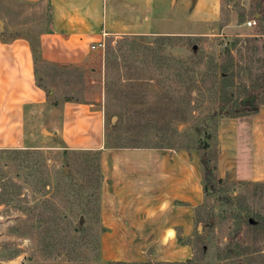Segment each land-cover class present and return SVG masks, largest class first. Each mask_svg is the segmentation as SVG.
<instances>
[{
  "label": "rangeland",
  "instance_id": "374dc122",
  "mask_svg": "<svg viewBox=\"0 0 264 264\" xmlns=\"http://www.w3.org/2000/svg\"><path fill=\"white\" fill-rule=\"evenodd\" d=\"M132 1L124 5L142 8L151 32L106 37L97 81L78 72L73 82L103 111V150L191 155L201 196L175 203L191 210L189 233L133 238L109 223L107 151L66 148L36 126L15 148L23 153L0 151V264H225L229 254L237 264L244 251L264 264V181L250 175V128L264 111V0Z\"/></svg>",
  "mask_w": 264,
  "mask_h": 264
},
{
  "label": "crops",
  "instance_id": "0c3cea01",
  "mask_svg": "<svg viewBox=\"0 0 264 264\" xmlns=\"http://www.w3.org/2000/svg\"><path fill=\"white\" fill-rule=\"evenodd\" d=\"M151 26L142 8L129 9L124 0H0V149L25 147L33 141L31 128L41 126V133L57 136L66 148L105 151L103 111L96 100L77 97L73 80L85 72L89 84L97 81V44L106 37L146 35ZM254 117L250 175L264 181V111ZM106 151L108 222L133 238L173 240L177 226L187 235L191 210L175 203L193 204L201 196L191 155Z\"/></svg>",
  "mask_w": 264,
  "mask_h": 264
},
{
  "label": "trees",
  "instance_id": "16d2710c",
  "mask_svg": "<svg viewBox=\"0 0 264 264\" xmlns=\"http://www.w3.org/2000/svg\"><path fill=\"white\" fill-rule=\"evenodd\" d=\"M258 4H259L258 13L260 14V18H264V7H262L260 3H258ZM0 151L3 153H11V152L23 153V152H21V150H17V149H2ZM25 153H27V152H25ZM202 164L204 165L203 161H202ZM207 181L208 182L205 184V190H208V188L206 189V185H208V183L210 182L209 178H207ZM205 182H206V180H205ZM1 183L3 185V182H1ZM235 209H237V208L235 207ZM254 215H255V213H254ZM258 219H260V216L258 217ZM262 219H263L262 224H264V218H262ZM249 220H251V219H249ZM249 220H248V222H250ZM203 255H207V251L204 252ZM235 257H236V254H235ZM232 259H233V255L229 254L225 259H223V261L225 264H231ZM252 259H254L253 255L244 251L239 255L238 259L236 258V263L237 264H252V262H251ZM106 264H160V263H152V262H109ZM165 264H202V263H201V259L197 258V259H188L184 262H168Z\"/></svg>",
  "mask_w": 264,
  "mask_h": 264
},
{
  "label": "built area",
  "instance_id": "2783aa9c",
  "mask_svg": "<svg viewBox=\"0 0 264 264\" xmlns=\"http://www.w3.org/2000/svg\"><path fill=\"white\" fill-rule=\"evenodd\" d=\"M247 25H248V26L255 25V21H254V20L248 21V22H247ZM97 46H98L99 48L103 49V48H104V42H103V41L99 42V43L97 44ZM92 48H94V46H92Z\"/></svg>",
  "mask_w": 264,
  "mask_h": 264
},
{
  "label": "water",
  "instance_id": "95a60500",
  "mask_svg": "<svg viewBox=\"0 0 264 264\" xmlns=\"http://www.w3.org/2000/svg\"><path fill=\"white\" fill-rule=\"evenodd\" d=\"M82 219V217L80 218V220Z\"/></svg>",
  "mask_w": 264,
  "mask_h": 264
}]
</instances>
